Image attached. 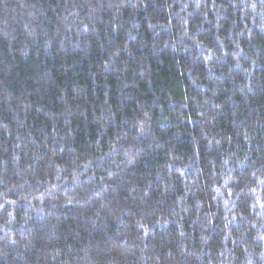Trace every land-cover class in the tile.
<instances>
[{"label": "trees", "instance_id": "16d2710c", "mask_svg": "<svg viewBox=\"0 0 264 264\" xmlns=\"http://www.w3.org/2000/svg\"><path fill=\"white\" fill-rule=\"evenodd\" d=\"M0 264H264V0H0Z\"/></svg>", "mask_w": 264, "mask_h": 264}]
</instances>
